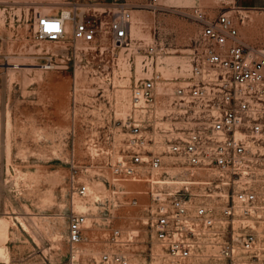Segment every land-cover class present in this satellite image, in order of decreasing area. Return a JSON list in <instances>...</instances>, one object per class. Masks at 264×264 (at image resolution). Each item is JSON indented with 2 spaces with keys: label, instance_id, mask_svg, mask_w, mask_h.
<instances>
[{
  "label": "built area",
  "instance_id": "built-area-1",
  "mask_svg": "<svg viewBox=\"0 0 264 264\" xmlns=\"http://www.w3.org/2000/svg\"><path fill=\"white\" fill-rule=\"evenodd\" d=\"M189 15L199 31L186 48L183 80L155 74L130 87L121 121L130 136L105 178L113 193L117 183L147 184L148 238L136 249V233L113 225V216L93 221L92 230L102 219L107 231L89 237L85 214L73 210L67 264H264V45L240 39L237 21L248 18L246 10L210 15L193 8ZM130 19L125 8L99 22L61 10L33 16L32 27L36 41L60 42L70 21L76 41L123 47L131 42ZM148 50L152 57L156 49ZM70 187L73 195L88 194L73 175Z\"/></svg>",
  "mask_w": 264,
  "mask_h": 264
},
{
  "label": "rangeland",
  "instance_id": "rangeland-1",
  "mask_svg": "<svg viewBox=\"0 0 264 264\" xmlns=\"http://www.w3.org/2000/svg\"><path fill=\"white\" fill-rule=\"evenodd\" d=\"M228 1L0 0V264H67L73 210L85 213L89 237L106 232L102 219L113 216L111 223L135 231L136 249L143 248L147 184L117 183L113 193L105 181L109 162L130 136L121 125L130 87L155 74L183 80L186 48L199 31L189 14L193 8L224 12ZM123 8L131 14L129 46L76 41L70 21L63 41L34 39L33 16L65 10L99 22ZM237 24L264 27L253 16ZM72 175L86 183L87 197L72 194ZM107 200L109 208L101 207ZM113 201L124 204L112 207ZM95 241L101 248L102 238Z\"/></svg>",
  "mask_w": 264,
  "mask_h": 264
},
{
  "label": "crops",
  "instance_id": "crops-1",
  "mask_svg": "<svg viewBox=\"0 0 264 264\" xmlns=\"http://www.w3.org/2000/svg\"><path fill=\"white\" fill-rule=\"evenodd\" d=\"M229 5H223L226 8L224 12L232 13V8L237 7L247 11L248 17H254L264 22V0H229ZM216 13H211L214 15ZM240 39L245 43L264 45V27L248 28L246 25H240Z\"/></svg>",
  "mask_w": 264,
  "mask_h": 264
},
{
  "label": "bare ground",
  "instance_id": "bare-ground-1",
  "mask_svg": "<svg viewBox=\"0 0 264 264\" xmlns=\"http://www.w3.org/2000/svg\"><path fill=\"white\" fill-rule=\"evenodd\" d=\"M14 66H17V65H14ZM124 115H125V113H124ZM123 115V116H124ZM88 195V194H87ZM87 197V196H86ZM80 213H83V212H80ZM85 214V213H84ZM85 217H86V215H85ZM85 221H87V217H86V220ZM86 223V222H85ZM88 224H86V226H87ZM135 232V231H134ZM4 235V228H0V237H2ZM1 246V245H0ZM0 253H2V250H1V248H0Z\"/></svg>",
  "mask_w": 264,
  "mask_h": 264
}]
</instances>
